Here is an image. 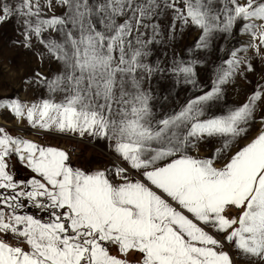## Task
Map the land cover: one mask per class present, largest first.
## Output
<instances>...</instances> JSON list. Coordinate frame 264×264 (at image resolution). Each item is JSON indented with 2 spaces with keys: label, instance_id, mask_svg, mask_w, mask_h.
I'll list each match as a JSON object with an SVG mask.
<instances>
[{
  "label": "snow or ice",
  "instance_id": "snow-or-ice-1",
  "mask_svg": "<svg viewBox=\"0 0 264 264\" xmlns=\"http://www.w3.org/2000/svg\"><path fill=\"white\" fill-rule=\"evenodd\" d=\"M169 13L162 33L159 17ZM13 19L23 36L13 42L31 50L35 41L41 60L59 71L36 73L46 96L2 99L0 110L33 129L105 140L119 163L87 172L68 152L0 127V235L17 241L0 238V264H129L121 257L132 253L139 264H234L225 241L248 264H264V130L228 155L254 122L264 89L209 114L241 65H252L233 50L207 91L165 113L146 87L164 72L196 83L197 59L148 62L150 46L174 37L178 24L199 30L194 49L242 25L259 54L264 0H0V25ZM211 139L221 141L211 157L192 154ZM13 155L35 174L27 182L8 171ZM26 202L50 218L21 214Z\"/></svg>",
  "mask_w": 264,
  "mask_h": 264
},
{
  "label": "rangeland",
  "instance_id": "rangeland-1",
  "mask_svg": "<svg viewBox=\"0 0 264 264\" xmlns=\"http://www.w3.org/2000/svg\"><path fill=\"white\" fill-rule=\"evenodd\" d=\"M9 2L14 4L16 0ZM159 23L162 33H167L171 14L161 15ZM21 30V25L15 19L0 25V100L18 98L22 102L36 101L46 96V90L34 82L36 73H43L51 78L59 71V66L54 61L41 60L40 53L43 49L35 41L31 50L13 42L23 40ZM199 35L200 32L195 27L181 28L178 24L174 37L169 35L162 38L160 43L150 46L148 62L162 67L170 66L175 59L199 60V71L194 85L178 81L170 72L157 74L148 81L146 87L152 89L153 104L157 112L165 113L171 109H178L189 99L207 91L216 69L226 59L231 58L233 50L238 52L242 60L252 65V70H247V64L241 65L237 74L223 87L222 97L211 103L209 114H225L247 102L254 91L264 89V49L258 54L255 48L249 47L252 37L243 31L242 25L239 31L233 29L232 34H215L206 49H194ZM261 120H264V103L258 102L254 122L250 124L246 136L232 147L228 155L233 154L250 142L259 131L264 130ZM0 127L13 137H22L42 146H52L68 152L70 163L87 172L103 170L112 167L114 162L119 163L105 140L33 129L26 120L17 119L7 109L0 110ZM220 146L219 139H211L201 143L198 151H193L192 154L202 158L211 157L214 150ZM226 159L227 157L218 161L216 166H222ZM8 166V171L17 182H27L35 175L15 155L8 158ZM20 211L21 214H30L42 220L50 218L47 211L33 207L30 202H26V206ZM0 238L6 239V236L0 235ZM217 238L224 240L223 236ZM21 246L27 248V245ZM223 250L233 257L234 264H248L226 241ZM110 254L121 256L116 246L110 247ZM121 258L127 259L129 264H139L140 259L136 253Z\"/></svg>",
  "mask_w": 264,
  "mask_h": 264
},
{
  "label": "built area",
  "instance_id": "built-area-1",
  "mask_svg": "<svg viewBox=\"0 0 264 264\" xmlns=\"http://www.w3.org/2000/svg\"><path fill=\"white\" fill-rule=\"evenodd\" d=\"M6 239L11 243H17V241H15L10 235L6 236Z\"/></svg>",
  "mask_w": 264,
  "mask_h": 264
}]
</instances>
